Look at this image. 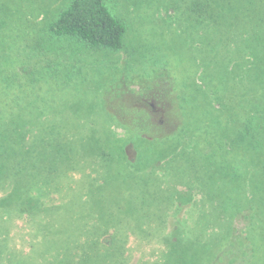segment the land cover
<instances>
[{"label":"rangeland","instance_id":"1","mask_svg":"<svg viewBox=\"0 0 264 264\" xmlns=\"http://www.w3.org/2000/svg\"><path fill=\"white\" fill-rule=\"evenodd\" d=\"M69 1L0 0V264H264V0H108L127 51L47 49ZM160 74L178 101L155 118L181 138L145 141L135 176L99 148Z\"/></svg>","mask_w":264,"mask_h":264},{"label":"trees","instance_id":"2","mask_svg":"<svg viewBox=\"0 0 264 264\" xmlns=\"http://www.w3.org/2000/svg\"><path fill=\"white\" fill-rule=\"evenodd\" d=\"M108 3H109L108 0H70L68 4L56 14V16L53 18L51 23L46 25L45 27L46 29L45 38L47 39V43H46L47 49H51L50 46L54 44L55 39H59V40L66 39L69 40L71 43H76L79 44L80 46L81 45L88 46L94 49L127 51L126 49L127 45L125 44V37L127 36L128 30H129V34L132 32L130 31L131 30L130 22L126 17H123V12H119L117 7L110 2L112 4L111 7L115 9V11L118 13L120 17L116 16L111 10ZM124 21L127 23H125ZM1 29H3V27H1ZM39 43L40 41L36 36L34 40L28 42V45L29 46L33 45L35 46L34 48L37 49L38 47L37 45H40ZM249 47L251 46L246 47V50L247 49L250 50ZM166 79H168L167 75H162V74L155 75L152 81L150 82L151 84L149 83V85L143 87L142 90H140L141 88L138 90V92H140V95H146V92L151 93V95H153V99H154L153 101L158 102V104L156 105L157 108L154 106L155 109L153 110L154 108L153 106L147 105L150 108V114L143 113L142 112L143 109L142 111H137V115H136L137 118L135 120L136 122L135 127L137 126L136 128H131L129 125H123L122 127L119 126L123 129L124 131L123 133L125 135L123 137H118L117 133H113V134L115 135V142L119 141L121 145L118 142H116L111 146L109 145L107 147L103 146L104 148L100 147L99 150L102 155L101 158L107 159L106 161H111L112 159L117 160L118 162L121 161L119 164L125 168L126 172H129L130 174H134L135 176L138 175L142 177L143 175L141 174L145 172V170L144 171L142 170L146 166H148V163L152 165L153 162L156 160V158H153V159H149L148 161L147 157L145 156L147 160L146 166L144 168L142 167L141 161L144 158V154L148 155L150 153V150L148 149V147L145 146L144 142L153 139L157 135H161V133H163L164 136H168L167 139H172L174 143L176 142L175 140L181 138L176 136L174 137L173 134H171V131H173V133L176 134L177 131L179 132L183 128H177V131L174 128L171 129L159 128L160 125L169 123L171 119L170 113L169 115H167V119L166 120L163 119L161 123L157 121L158 120L157 118H161V115L155 118L156 114L158 113L161 114V112H163V107L166 106V104H170V105L173 104L176 106L177 103L175 101H178L177 98L168 101L171 88L167 87L166 85L164 86L166 90L165 94H160V92H157V90H159V87L160 86L162 87L161 83ZM196 86H200V83L196 82ZM152 89L155 91H152ZM126 91L128 90L126 89ZM156 92L157 94L160 95H157ZM123 101H125L124 104H126L128 99L125 98ZM179 105L181 104L179 103ZM179 110L181 112L180 113L181 120L180 123H178L180 127L181 124H183L182 122L184 120V113H182L180 108ZM119 112L122 113L125 111L121 109V111ZM171 114H173V112H171ZM145 120L149 124H152L151 126H154L155 128H145L144 126ZM74 134L75 136L73 137L76 138L78 133L74 132ZM68 139L69 140L67 146V153H68L67 161H72L70 151H72V153L74 152V149L72 147H74L75 140L70 135ZM133 149L136 152L135 153L136 156H131L129 153V150H133ZM149 167H150L149 169H151L150 170L151 176L154 175L155 177H158L155 168H152V166ZM69 170L70 169H68V171ZM96 185L99 184L96 183ZM70 203H72V201L68 202L69 205H71ZM116 223L118 222L112 221L109 224V228L114 227L118 229ZM68 227H70V229L67 231L66 234L67 236L77 238L81 235L80 233H78L79 227L74 225ZM109 228L106 227L104 230L101 231L100 234L106 233Z\"/></svg>","mask_w":264,"mask_h":264}]
</instances>
